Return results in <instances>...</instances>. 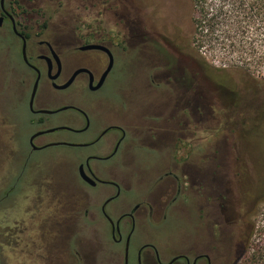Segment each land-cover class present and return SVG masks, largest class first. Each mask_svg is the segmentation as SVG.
<instances>
[{
	"label": "flooded vegetation",
	"instance_id": "1",
	"mask_svg": "<svg viewBox=\"0 0 264 264\" xmlns=\"http://www.w3.org/2000/svg\"><path fill=\"white\" fill-rule=\"evenodd\" d=\"M127 1L0 0V28H7L20 41L21 48L23 41L26 47L28 42L35 43L31 56H28L26 50L25 59L21 49L22 63L27 70L17 78L22 90L28 91L31 86L27 98H20L27 111L26 120L21 123L12 109L4 107L0 97V159L5 157L9 149H28L17 169L10 167L4 174L0 166V204L6 199L12 200L13 204L21 199L26 202L25 210L32 217L28 221L29 230L22 228L17 220L12 224L13 229L6 225L3 231L0 230V264H65L63 256L68 257L69 264H96L99 256L97 246L92 241L86 244L82 237L84 230L92 228L98 217L93 195L87 189L100 185H111L114 188V192L105 194L101 205H97L109 225L113 240L119 235L120 224L127 221L133 225L135 216L141 213H145L149 219L160 215L164 218L170 207L178 205V213L190 207L193 213V244L165 264H243L254 231V224L249 219L257 207L264 203V192H259L253 198L239 199L238 194L228 188V184L230 181L235 188L237 177L240 179L254 163L264 159V87L241 72L235 76L237 81L234 82L227 71H224V75L233 82L234 87H207L204 75L198 77L195 72L198 68L193 67L192 51L179 49L178 30L171 35L164 27L155 26L153 19L158 17L156 13H146L144 8L130 9ZM60 11L65 12V17H61ZM85 13L92 14L97 24L111 27L114 33L101 30L99 33L92 31L77 35L71 28L58 30L48 39H39L42 33L32 30L33 27H42V31H46L51 26L72 25L86 16ZM53 14L58 15L56 21H51ZM89 45L102 46L107 51L85 48ZM128 52L142 68L141 77L147 92L155 96L149 113L135 123L110 117L113 111L108 103L105 104L110 108L109 113L104 117L96 115L93 112L96 102L88 98L89 94L97 93L104 87L116 59L123 58ZM4 57L8 63L10 55ZM110 57L112 68L100 87L96 88L108 67ZM35 61L40 65H35ZM199 68L203 74L207 72L205 67ZM36 70L39 71V81L35 97L31 100L37 78ZM75 72L78 73L67 88H57L66 84ZM198 79L204 84H200ZM70 88L76 91V95L67 99L62 93ZM64 111L75 113L77 119L69 122L80 126L73 128L65 123L59 124L52 128L67 129L55 132H87L95 125L98 130H92L90 136L79 144H70L67 140H45L46 135L55 133H45L52 129L44 128L47 117ZM208 121H219V132L225 145L229 138H233L236 177L232 176L233 172L229 169L228 182L224 178L218 182H208L205 177L208 172L204 167H195L185 161L180 167L182 179L171 171L164 173L158 177V182L145 199L114 221L110 220L105 209L119 195L120 185L94 170L90 166L91 159L107 160L119 149L163 147L173 150L178 139L187 136L190 122ZM178 129L182 131L178 132ZM22 130L25 131L26 147H21L19 141L20 135H23ZM111 132L116 134L109 137ZM37 133L43 134L34 136ZM50 146L111 151L106 156L86 158L77 167V182L73 181V186L65 189L51 182L48 178L50 171L45 166L43 173L40 174L39 170L34 173L35 164L31 161V153ZM253 151L255 157L252 156ZM169 153L172 151L168 150ZM80 166L83 174L92 182L82 179ZM10 175H13L12 180ZM165 178L171 181L163 182ZM73 198L83 202V213L77 211V215L67 219L52 213L53 201L62 203ZM67 231L75 234L77 247L75 250L69 248V252L63 249L64 234ZM25 233H29V236H25ZM93 238L97 239L96 235ZM12 243L26 257L2 258L4 246ZM109 262L115 264L112 257H109ZM120 264H127L125 250ZM138 264L163 263L155 246L148 244L139 249Z\"/></svg>",
	"mask_w": 264,
	"mask_h": 264
},
{
	"label": "rangeland",
	"instance_id": "2",
	"mask_svg": "<svg viewBox=\"0 0 264 264\" xmlns=\"http://www.w3.org/2000/svg\"><path fill=\"white\" fill-rule=\"evenodd\" d=\"M127 2L130 9L144 8L146 13H156L158 17H154V25L164 27L171 35L175 33L176 29L178 30L179 49L185 52L188 49L192 51L193 67L198 68L195 69V72L198 77L204 75L203 79L207 87L216 88L217 85L234 87L233 82L224 75V69H226L230 73L229 78H233L234 82L237 81L235 76L239 74L238 71L229 68V66L235 65L230 62L234 58H225L220 54L210 53L205 48L194 45L192 12L189 0H128ZM161 12L162 15H160ZM87 13L80 21H74L75 23L72 25L51 26L46 31H42V27L40 29L33 27L32 30L42 33L39 39H48L51 34L58 30L65 31L71 28L77 35L91 33L92 31L99 33L101 30L111 34L114 33L111 31V27L97 24V20L94 19L93 15H87ZM60 14L61 17H65V12L60 11ZM51 17V21H56L58 15L53 14ZM34 45V42H28L26 47L28 56L32 55ZM7 54L10 55L8 63L4 61V56ZM35 65L39 66L40 63L35 61ZM199 67H205L207 72L203 74ZM26 70L21 59L20 41L9 33L7 28H0V97L4 107L12 109L13 114L21 123L26 120L27 111L24 102L20 98L23 97L22 99H24L25 96L27 98L31 86L28 91L26 89L22 90L17 83V78ZM141 70L140 64L132 59L129 52L123 58L116 59L113 71L104 87L97 93L88 95L89 99L96 102L93 112L104 117L110 111L108 105L105 104L108 103L113 111L110 117L113 116L128 123L140 122L142 117L149 113L151 104H153V97H155L147 92L141 77ZM247 70L249 72L247 77L254 83L264 87V66L253 65ZM198 82L204 84L200 79H198ZM62 95L67 99H72L75 97L76 91L70 88ZM73 119H77L75 113L64 111L47 117L44 128H52L59 124L64 125V123L70 127L78 128L80 126L78 123L69 122ZM35 130H37V127ZM92 130H98L97 126L95 125L87 132L58 131L46 135L44 139L47 141L67 140L70 144H79L90 136ZM179 131L182 130L178 129ZM24 132L22 130L23 135L21 134L19 138L21 147H26ZM115 134V132H111L109 137ZM232 139L229 138L228 144L225 145L219 132V121L190 122L187 136L184 139H178L175 149H168L172 153L168 154V150L163 147L159 149H119L114 156L107 160L91 159L90 166L94 170L105 175L104 178L108 177L120 185L119 195L107 205L105 213L110 220L114 221L119 215L129 211L136 203L145 199L158 182V177L168 171L182 179L180 167L185 161L186 164H193L195 167H204L208 172L205 176L208 182H218L221 178L229 181V169L233 172L232 176L235 178V146ZM192 149L216 150L214 153L206 154V161L201 163L202 159L200 158H203L205 154H192ZM13 150V155H10ZM27 150L9 149L5 157L2 156V159H0L3 173L5 174L10 167L14 169L20 167ZM16 151L18 154H16ZM110 151L111 149L50 146L46 149L33 151L30 157L35 164V174L38 170L40 174L43 173L45 170L43 167L45 166L50 171L48 178L51 182L68 189L73 186V181L77 182V167L79 164H83L84 160L91 156H106ZM218 152L219 154H217ZM252 156L255 157L254 151ZM12 179L13 175H10V180ZM166 181H171V179H163V182ZM234 185L235 188L232 187L229 181L228 188L232 193L238 194L239 199L253 198L259 192H264V159L254 163L252 168L243 174L240 179L237 177ZM87 192L93 195L94 209L98 217L95 218V225L92 228L84 230L82 239L86 244H90V241H92L97 246L99 256L96 264H111L109 257L113 258L115 264H120L123 261L126 245L127 264H138V251L148 244L155 246L161 257V262L165 264L173 256L187 250L193 244V230L191 228L193 213L190 207H186V210H182L184 212L181 213L176 210L178 205L170 207L166 210L164 218L160 215L154 219H149L145 213H141L139 216H135L133 225L127 221L120 224L119 235L116 240H113L109 225L101 216L98 206L101 205L105 194H112L114 188L111 185H100L93 189H87ZM59 202L53 201L51 203L52 213L62 215L65 219L77 215V211L83 213L85 209L83 202H77L75 198L62 203ZM25 203L21 199L14 204L10 199L1 202V231L5 229L6 225L13 229L12 224L16 220L20 222L22 228L29 230L30 224L28 221L32 217L25 210ZM249 221L254 224V231L246 255L251 254L257 246L263 249L264 254V203L257 207L256 212L250 217ZM27 230L25 231L28 232ZM24 235L29 236V233ZM94 235L97 239L93 238ZM64 244V251L69 252V248L72 250L77 248L76 237L73 232L67 231L64 234ZM24 255L26 254L24 253ZM18 256L20 258L26 257L21 254L19 247H14L13 243L10 246H4L2 258H17ZM63 257L65 260L62 261L69 264L68 257ZM262 260L264 262V257Z\"/></svg>",
	"mask_w": 264,
	"mask_h": 264
},
{
	"label": "trees",
	"instance_id": "3",
	"mask_svg": "<svg viewBox=\"0 0 264 264\" xmlns=\"http://www.w3.org/2000/svg\"><path fill=\"white\" fill-rule=\"evenodd\" d=\"M193 43L210 53L231 57L229 66L249 75L247 68L264 66V0H189ZM226 71V69H224ZM243 264H264L256 247Z\"/></svg>",
	"mask_w": 264,
	"mask_h": 264
},
{
	"label": "water",
	"instance_id": "4",
	"mask_svg": "<svg viewBox=\"0 0 264 264\" xmlns=\"http://www.w3.org/2000/svg\"><path fill=\"white\" fill-rule=\"evenodd\" d=\"M85 48H87V49H102V50H106L107 51V49L106 48H104V47H102V46H97V45H89V46H87V47H85ZM22 56H23V58L25 59L26 58V42L25 41H23V43H22ZM112 58L110 57V62H109V64H108V67H107V69L105 70V72L103 73V75H102V77H101V79H100V82L98 83V85H97V87L96 88H98V87H100V85L103 83V81H104V79H105V77H106V75L110 72V70H111V68H112ZM58 65V64H57ZM58 68H59V65H58ZM79 72V71H78ZM78 72H75L73 75H72V77L68 80V82L66 83V84H64V85H62V86H60V87H57L58 89H65V88H67L70 84H71V82L73 81V79H74V77L77 75V73ZM36 73H37V78H36V80H35V82H34V86H33V89H32V92H31V100H33L34 99V97H35V94H36V91H37V86H38V81H39V71L38 70H36ZM58 74V73H57ZM65 110V109H64ZM44 113H50V112H48V111H44ZM65 129H67V128H65V127H60V128H52V129H48V130H46L45 131V133H52V132H55V131H57V130H65ZM40 134H43V133H37L36 135H34V136H37V135H40ZM79 172H80V176L82 177V179L83 180H85V181H91L92 182V180L90 179V178H88L87 176H85L84 174H83V171H82V166H80L79 167ZM127 259V245H126V249H125V260Z\"/></svg>",
	"mask_w": 264,
	"mask_h": 264
},
{
	"label": "crops",
	"instance_id": "5",
	"mask_svg": "<svg viewBox=\"0 0 264 264\" xmlns=\"http://www.w3.org/2000/svg\"><path fill=\"white\" fill-rule=\"evenodd\" d=\"M215 150L216 149H214L213 151H211V149H192V154H205L203 158H200L202 159L200 162L203 163L206 161V154L214 153ZM217 154H219V152Z\"/></svg>",
	"mask_w": 264,
	"mask_h": 264
}]
</instances>
